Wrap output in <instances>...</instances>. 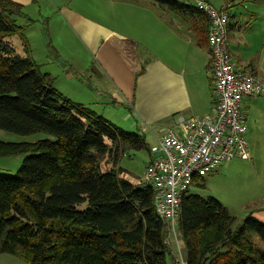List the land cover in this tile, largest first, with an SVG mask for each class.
Segmentation results:
<instances>
[{
	"label": "trees",
	"instance_id": "16d2710c",
	"mask_svg": "<svg viewBox=\"0 0 264 264\" xmlns=\"http://www.w3.org/2000/svg\"><path fill=\"white\" fill-rule=\"evenodd\" d=\"M152 1L200 17L199 42L208 43L205 12L191 2ZM21 14L23 3L0 0V130L50 137L0 139V156L28 153L16 173L0 172V253L29 264L172 263L154 186L130 181L118 166L127 150L148 147L145 135L65 96L29 53H15L10 38L23 31ZM177 229L186 264H264V248L253 241L264 242V222L238 217L214 196L189 187Z\"/></svg>",
	"mask_w": 264,
	"mask_h": 264
},
{
	"label": "rangeland",
	"instance_id": "374dc122",
	"mask_svg": "<svg viewBox=\"0 0 264 264\" xmlns=\"http://www.w3.org/2000/svg\"><path fill=\"white\" fill-rule=\"evenodd\" d=\"M19 1L24 3V14L17 15L16 18L19 24L23 26V31L21 34H16L10 38L15 53L25 56L28 53L30 54L32 49L34 56L43 61L41 71L51 69L53 74L57 76L56 85L66 93L64 95L67 97L70 96L69 93L75 91L80 94L83 93V90L90 87V84H95L96 89L101 90L104 84L102 80L96 79L97 77L90 68L93 65V59L86 48L87 45H90L85 32L87 24L74 20L76 18L74 14L83 15L84 12H88L93 8L91 4L96 6L100 0ZM140 1L142 2V0ZM188 1L190 2V0ZM209 1L217 8L222 7L227 2V0ZM230 4L231 27L228 33L230 50L235 57L244 60L251 59L261 75L260 67L264 63V0H231ZM171 12L176 16L177 13ZM162 14L165 16V21H169L167 11H163ZM81 18L85 19V15ZM99 18L105 20L104 17L99 16ZM85 20L89 19L86 18ZM64 21L74 30L78 40L71 33H65L66 38L58 34L57 26L61 28ZM175 21L183 25L186 24L185 21L180 19ZM100 25V23L96 24V26ZM155 44H157L156 41ZM49 50L50 54L48 53ZM143 55L145 63L141 72L137 75V98L132 106H127L131 112L130 119L128 121L122 120L118 111L115 113L108 109L103 111L107 116L112 115L113 122L124 130L138 132L146 137L148 147L141 150L129 149L121 155L118 161V166L126 170L124 177L134 183L139 182L150 161L151 151L149 148L154 144L152 134L164 133L172 127L174 122L173 120L169 121L168 116L172 115V112L175 113L173 115H185V112H178L174 109L186 103V97L174 102L169 98V103L164 102L167 95L166 90H164V83L167 82L165 74L176 75V72H171L165 66L162 48H157L154 45L151 52L144 51ZM238 66L244 65L239 64ZM177 77H180L179 74ZM77 80L80 84L77 83ZM69 81L73 84L72 88H70ZM110 90L109 87L107 92ZM160 90L162 93L161 96L156 97L157 104L153 102L152 109H150V96L153 95V92L156 93ZM95 107L98 109L97 106ZM46 137H50V135L42 131L32 134H19L4 129L0 130V139L5 141L32 142ZM26 155L28 153L0 156V172L16 173ZM237 162H240V159H234L231 163H224L220 167L218 166L219 168L217 167L207 173L201 182L202 185L193 183L190 186V193L199 194L203 197L214 196L229 206L233 214L243 218L248 215L245 205L251 201L256 203L259 200L258 198L252 200V195L255 192L249 189L248 180L247 178L245 180L243 175V169L233 167ZM109 165L108 167L111 166ZM174 229V232L167 233V237L170 238L169 241L174 248L176 257L179 259L182 256L185 260V249L177 225ZM253 241L264 248V242L258 235H254ZM22 262L23 264H29L25 261ZM169 264H172L170 259Z\"/></svg>",
	"mask_w": 264,
	"mask_h": 264
},
{
	"label": "crops",
	"instance_id": "0c3cea01",
	"mask_svg": "<svg viewBox=\"0 0 264 264\" xmlns=\"http://www.w3.org/2000/svg\"><path fill=\"white\" fill-rule=\"evenodd\" d=\"M180 1L189 2L188 0ZM91 6L92 9L83 13L85 19L89 20L82 19L83 15L80 14H74L76 17L74 20L87 24L85 32L90 45L86 48L93 59V65L90 68L97 77L96 79L102 80L104 87L98 90L95 84H90V87L84 89L83 93L75 91L69 93V97L112 121L114 120L112 115H105L104 110L108 109L113 113L118 111L122 120L128 121L131 112L127 106H132L137 98V75L145 63L143 53L144 51L151 52L156 45L157 48H162V57L167 69L176 72V75L165 74L167 82L164 83V90L168 96L166 95L164 102L169 103V98L174 102L186 97V103L174 109L178 112H185V115H173L175 113L172 112L168 120H173L174 125L169 129L175 127L177 118L181 115L191 117L212 111L214 94L210 70V48L206 40L204 43L199 42L197 27L201 24L200 17L174 11L177 13L175 16L172 10L152 0H142V2L140 0H100L99 4L96 6L91 4ZM163 11H167L169 21H165ZM99 16L104 17L105 20L100 19ZM178 19L185 21L186 24L176 23L175 20ZM97 23L101 25L96 26ZM230 27L229 12V30ZM57 32L64 38H66L65 33H71L76 38L74 30L66 21L61 24V28L57 26ZM229 52L233 62L237 65L243 64L242 67L252 68L258 76L260 75L251 59L244 60L234 56L230 50V41ZM48 53L50 54V50ZM30 55L42 70L43 61L34 56L32 49ZM260 69L262 74L259 77L264 80V63ZM43 73L50 74L54 78V86L66 94L56 85L57 76L51 69ZM178 74L180 77H177ZM77 83H79L78 80ZM69 85L72 88V82L69 81ZM109 87L111 90L107 92ZM161 93L160 90L153 92L150 96V109H152L153 102L157 104L156 97L161 96ZM242 110L248 127L247 139L251 156L249 159L235 158L240 159V162L233 167L243 169L249 189L255 192L252 200L254 198L259 200L256 203L251 201L245 205L247 213H251L255 218L264 222V95L245 98L242 101ZM157 134H152L153 142ZM150 154L149 159L154 155L151 152ZM231 161L224 163H231ZM142 178L143 176L140 179ZM171 256H176L174 249L171 250ZM22 261L24 260L18 255L0 253V264H23ZM172 264H175L173 258Z\"/></svg>",
	"mask_w": 264,
	"mask_h": 264
},
{
	"label": "built area",
	"instance_id": "2783aa9c",
	"mask_svg": "<svg viewBox=\"0 0 264 264\" xmlns=\"http://www.w3.org/2000/svg\"><path fill=\"white\" fill-rule=\"evenodd\" d=\"M231 0L220 8L209 0H190L209 17L208 44L213 81L212 111L198 116H179L174 128L155 136L143 180L155 188L157 213L167 223V232L175 231L184 192L196 176H204L224 162L251 156L247 122L242 101L264 95V80L252 68L238 66L229 52V8ZM166 238L169 248L173 247ZM175 264H185L174 256Z\"/></svg>",
	"mask_w": 264,
	"mask_h": 264
}]
</instances>
